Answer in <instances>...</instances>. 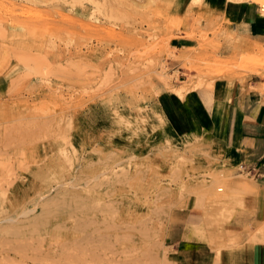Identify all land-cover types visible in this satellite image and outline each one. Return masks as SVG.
<instances>
[{
  "label": "rangeland",
  "instance_id": "rangeland-1",
  "mask_svg": "<svg viewBox=\"0 0 264 264\" xmlns=\"http://www.w3.org/2000/svg\"><path fill=\"white\" fill-rule=\"evenodd\" d=\"M28 1L0 0V264H172L166 242L182 221L220 238L258 178L173 138L156 100L219 80L264 84V41L221 57L200 31L177 57L178 0ZM170 59H185L187 83ZM186 204L202 217L188 222ZM252 222L246 243L264 244V219Z\"/></svg>",
  "mask_w": 264,
  "mask_h": 264
},
{
  "label": "crops",
  "instance_id": "crops-1",
  "mask_svg": "<svg viewBox=\"0 0 264 264\" xmlns=\"http://www.w3.org/2000/svg\"><path fill=\"white\" fill-rule=\"evenodd\" d=\"M262 12V7L250 0H200L196 4L178 0L174 13L185 19V25L173 31L171 47L177 57L190 54L189 50L199 46V32L205 31L219 43L221 57L251 48L255 51L264 41ZM188 33L194 35L190 38ZM167 63L171 73L185 75L183 79L180 76V83H187L186 76L194 74L184 69L185 59ZM229 81L232 85L226 86L218 100V92ZM262 84L257 76L234 78L216 81L211 89H190L183 97L163 89L157 98L165 131L173 138L205 144L215 168L233 170L245 165L261 174L252 185L258 188L257 193L246 196L243 206L228 210L230 219L216 241L187 221L170 232L166 248L172 264H264V244L246 243V235L255 229V222L248 226L250 221L264 219V92L258 90ZM185 209L188 222L202 217L192 204H186Z\"/></svg>",
  "mask_w": 264,
  "mask_h": 264
},
{
  "label": "bare ground",
  "instance_id": "bare-ground-1",
  "mask_svg": "<svg viewBox=\"0 0 264 264\" xmlns=\"http://www.w3.org/2000/svg\"><path fill=\"white\" fill-rule=\"evenodd\" d=\"M30 1H33L34 3H37V1H39V0H30ZM30 1H28V2H30ZM53 1V0H52ZM52 1H51V3H52ZM55 1V0H54ZM59 1V0H58ZM62 1H64V0H62ZM87 1V0H86ZM254 1H256V0H254ZM264 1V0H263ZM21 2H22V0H21ZM26 2H27V0H26ZM70 2V1H69ZM105 2V1H104ZM76 3H77V1H76ZM32 4V3H31ZM100 4V3H99ZM65 5V4H64ZM82 5V4H81ZM99 6V5H98ZM96 7V6H95ZM264 7V6H263ZM21 8V7H20ZM95 10V9H94ZM1 20V19H0ZM244 52H253V48H251V49H247L246 51H244ZM248 56V55H247ZM185 57V56H184ZM249 59H250V61H253V60H255L256 58L254 57V56H251V57H249ZM256 60H260V59H256ZM264 62V61H263ZM257 63V62H256ZM260 67V66H259ZM264 67V66H263ZM248 69V68H247ZM251 69V68H250ZM260 69V68H259ZM254 70V69H253ZM262 70V69H261ZM219 71V70H218ZM250 71V70H249ZM251 71H252V69H251ZM254 72H256V71H254ZM262 72V71H261ZM259 73V72H258ZM257 73V74H258ZM254 74V73H253ZM259 75V74H258ZM188 87V86H187ZM262 89H264V84L263 85H260V88H258V90H261L262 91ZM187 90V89H186ZM264 92V91H263ZM261 93V92H260ZM177 94H179L180 96H183V90H181V89H179V90H177ZM264 96V95H263ZM14 248V247H13ZM16 249V248H15ZM12 252V251H11ZM23 254V253H22ZM18 255H20V252L18 253ZM27 257V256H26ZM26 259H28V258H26Z\"/></svg>",
  "mask_w": 264,
  "mask_h": 264
},
{
  "label": "built area",
  "instance_id": "built-area-1",
  "mask_svg": "<svg viewBox=\"0 0 264 264\" xmlns=\"http://www.w3.org/2000/svg\"><path fill=\"white\" fill-rule=\"evenodd\" d=\"M240 171L247 175V176H250L252 178H259L260 177V172L258 171L257 168L255 167H248V166H245V165H240Z\"/></svg>",
  "mask_w": 264,
  "mask_h": 264
}]
</instances>
